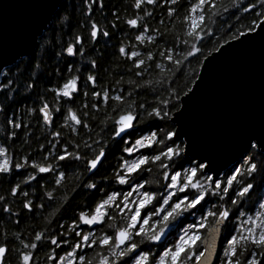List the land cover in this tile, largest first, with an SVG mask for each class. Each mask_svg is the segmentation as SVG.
Instances as JSON below:
<instances>
[{
	"label": "snow or ice",
	"instance_id": "6c2138e0",
	"mask_svg": "<svg viewBox=\"0 0 264 264\" xmlns=\"http://www.w3.org/2000/svg\"><path fill=\"white\" fill-rule=\"evenodd\" d=\"M177 3L178 0H134L131 8L141 11L143 17L137 16L127 19L124 23L128 28L139 33L135 35L134 39L136 42L143 44L146 39L144 34L149 32L150 27L147 23L141 25L139 21L144 17H151L153 13L142 7V5L160 7L161 9L166 8V15L171 18L177 11V8L173 7ZM82 4L85 17H91L93 6H98L103 11L102 0H82ZM233 8L235 12H254L255 14L247 24L242 28H236L235 31H233V26L229 25L226 30V34L230 33L229 38L224 39V36H220L213 44L211 51L205 55L203 51V48L206 47L204 41L211 40L218 31L212 27V23L219 19L222 14H227L230 9L223 7L218 10L216 0H196V3H192L188 7L187 15L184 16V20L188 22L185 31L186 39L180 41L187 48L186 55L183 60L174 58L173 48H166L160 55L175 65V75H179L183 71L185 61L191 62L189 58L196 59L198 67L188 74V80L182 88H173L172 83H169L165 89L168 92V98H159L160 106L151 107V111L148 113L150 117L180 127L171 130L163 129L158 132L149 131L139 136L132 146L123 149V152L131 155L138 148H151L154 144L164 145L163 149L155 155H138L135 159L124 160L119 163V168L123 171L114 176V182L120 186L126 185L128 190L123 194L115 190L106 193V198L97 202L90 213L86 214L81 210L78 214H75L66 226L71 234L76 237L74 241L70 242L69 231H64L59 239L56 234H48L43 237L54 246V249L60 248L62 245L68 247V251L63 255H48L47 259L52 264H74V262L75 264H85L86 250H91L96 246L101 249L98 264H216L217 261L218 264H242L239 256L245 252H248V255L243 264H264V198L258 199L260 211H257L254 216L241 220L239 228L233 225L234 231L225 239L219 255L217 254L222 226H226L233 215L243 216V213H239L238 209L233 211L226 206L227 202L230 201L233 206L242 203V198L246 197L255 187L252 183L245 182L239 185L237 189L234 186L237 175L246 174L248 177H252L258 168H264V160L256 161L255 155H252L250 159H244L253 149H259V153H264V130L247 135L240 152V157L245 165L244 169L242 170L234 165L226 174V180L223 181L216 178L220 173L218 168L214 166L213 158L210 155H201L192 151L191 137H188L187 141L181 139L183 135H187L181 129L187 118L188 103L197 95V90L205 82L207 67L228 49L244 45H264V0H248L246 6L243 3L237 5L233 0ZM113 15L115 16V13ZM236 23H239V18H237ZM88 24L90 27L88 36L91 41L98 42L101 35L109 38V31L99 28L97 22L89 19ZM45 27H47L46 24H41L36 29L29 51L25 53L29 56V60L18 74L20 77L26 78L25 89L33 92L40 82L51 78L49 73L41 70L39 64L33 67L34 62L38 59L35 50L37 48L44 50L49 43L43 37L42 29ZM111 27L115 29L117 25L112 23ZM151 31L153 35L148 36V40L156 38L157 30L151 29ZM37 37L40 38L39 41ZM160 39H164V37L161 35ZM221 40L223 43H220ZM81 43L82 38L77 35L74 37L73 42L61 45V51L51 53V55L65 60L63 68L59 70L63 71L66 68L69 78L62 85L49 88L47 91L51 92L55 99L64 98L62 101L64 104H71L74 95H79V75L72 73L77 53L84 55L83 47L76 48V45ZM225 45L228 48H225ZM118 54L132 62V67L128 71L132 72L134 69L136 77L143 78L145 71L150 68L145 59L141 58V53L137 51H127L121 45L118 48ZM200 57H203V59H200ZM146 59L153 62L156 69H161V64L155 62V57L151 51H148ZM3 66L4 62L0 61V67ZM88 67L91 74L85 77L84 86L86 89L91 86V110L98 111L100 105L107 104L109 99L124 101L125 96L123 94H115L110 97V89L108 88L96 90V60H90ZM75 72L79 73L80 69L75 68ZM129 83L133 82L129 81ZM117 84H119V81H117ZM137 86L140 87V85ZM83 95L85 97V102L81 105L83 119L71 107L67 108L64 116L65 125H68L71 121V134H75L78 127L83 129L90 127L88 123L90 119L89 104L87 102L89 92L85 91ZM37 96L39 97L38 93ZM30 98L31 94L25 97V100ZM5 99H8V97L5 96ZM11 103L13 102L10 101L5 107H10ZM15 103H19V101H15ZM138 107L145 110L144 103L138 104ZM59 111V108L55 109V112L58 113ZM113 111L115 112V109ZM33 112L37 113L33 118L38 123L42 120L45 125H49L54 120L53 111L50 110L46 101L42 100L38 108L27 109V113ZM136 119L137 116L132 110V105H128V110H122V114H119L109 127L102 129L100 135L103 136L105 132H108L113 140L119 138L120 141L128 144L129 141L126 139V135L134 127ZM6 124L13 129L26 127L15 115L12 119H8ZM50 135L56 142L50 143L48 151L44 153V160L47 161L51 158L53 163L47 166H37L35 161H30L25 156L21 157V162L15 163L14 167L17 171L27 166L33 168L39 174L53 173L57 189L61 186L62 180L67 178L69 170L81 169V175L77 176L81 183L77 185L72 197L65 203L64 206L66 207L67 203H70L71 199H74L81 189L85 191L92 190L93 194L99 190V186L93 178L98 174L106 159L107 148L104 140H94L89 143L81 138L74 143L69 141L60 144L61 133L59 131L51 132ZM14 136L15 131L8 133V138ZM104 139L106 140L107 137ZM43 147L41 145V148ZM148 161L152 163L159 162L160 168L164 170V178L169 181L162 186L164 189L163 195L157 196L156 191H141L146 182L142 177L139 181L132 177L133 173L143 172L142 165H145ZM60 162L64 163L61 164ZM11 172V159L6 155V149L0 146V174H11ZM197 173L200 174V179L193 182V176ZM36 178V175H29L22 183L27 184L36 180ZM19 188L20 184L12 186L10 189L11 194L13 196L22 195L25 198L22 202V208L31 211L33 202L28 199L29 193H18ZM230 190L233 193L232 195H230ZM134 192L136 196L133 197ZM118 196L122 197L119 201L117 200ZM129 197H133V199L129 201ZM48 198L51 201L52 196L49 194ZM211 198H215L217 202L213 203ZM3 200H5V197L0 196V201ZM153 200L156 201L155 204L152 203ZM209 204H211V207H207ZM113 205L118 209L117 214L125 213V209H127L125 226L116 229L115 225L109 223L108 227L114 229V234L105 231H100L97 234L95 231L96 226L103 228L106 221H112L113 216L109 215V210L113 208ZM43 206V204L35 205L37 208ZM197 206L200 207L199 215L196 214ZM142 209L146 210L143 215H141ZM0 212L13 214L8 203L0 205ZM187 216L192 217L191 222H188L186 227L181 226L179 230L173 233L171 241L165 240L172 224L177 220H186ZM60 227L63 229L65 225H60ZM84 227H87L88 231H83ZM42 235V233L37 232L35 241L31 245L21 240L22 248L36 249L38 246L36 241H41ZM134 237H139V242H136ZM141 244H151L156 246L157 250L153 252L151 247L145 250L141 247ZM10 251L7 240L0 242V264H8ZM32 256L33 252L31 251L16 250L18 264H32ZM89 264H91L90 261Z\"/></svg>",
	"mask_w": 264,
	"mask_h": 264
},
{
	"label": "trees",
	"instance_id": "16d2710c",
	"mask_svg": "<svg viewBox=\"0 0 264 264\" xmlns=\"http://www.w3.org/2000/svg\"><path fill=\"white\" fill-rule=\"evenodd\" d=\"M133 2L134 0H102L103 11L98 6H93L91 17H85L82 0H63L59 10L43 32V37L49 42L48 45L45 46L44 50H40L39 48L35 50V55L38 59L34 62L33 67L39 64L41 70L50 74V80L40 82L34 92L25 89L26 78L20 77L18 74L21 68L28 62L29 57L18 60L2 72L0 77V146L6 149V155L11 159L12 172L11 174H0V196L5 197V200L0 201V205L8 203L13 214L9 215L0 212V242L7 240L8 247L11 250L8 254V264H18L16 257L17 249L33 252L32 264H52L47 259L48 255L60 256L68 251L67 245L54 249V246L43 237L48 234H56L59 239L64 231H69L70 242L74 241L76 237L71 234V231L66 226L71 222L75 214H78L81 210L86 214L90 213L97 202L106 198V193H111L115 190L123 194L128 190L126 185L120 186L114 182V176L123 171L119 168V163L128 160V154L123 152V149L130 147L139 136L149 131L158 132L163 129H174L173 124L170 125L169 122L150 117L148 113L151 111V107L160 106L159 98H168V92L165 89L169 83H172L173 88H182L188 80V74L198 67L197 60L189 58L191 62L185 61L183 71L179 75H175V65L160 55L166 48H173L174 58L183 60L187 53V48L180 41L186 39L185 31L188 23L184 20V16L187 15L188 7L192 3H196V0H178V3L173 5V7L177 8V11L171 18L166 15V8L161 9L160 7L142 5V7L147 8L148 11L153 13L151 17H144L139 21L141 25L147 23L150 27L149 32L144 34L146 39L143 44L136 42L134 39L135 35L139 33L128 28L124 23L127 19L137 16L143 17L141 11L131 8ZM247 2L248 0H235L237 5L243 3L246 6ZM216 4L218 10L227 7L230 11L227 14H222L219 19H216L212 23V27L218 31L211 40L204 41L206 45L203 48L205 55L211 51L213 44L220 36H224V39L229 38L230 33L226 34L229 25H232L233 31H235L236 28H242L247 24L255 14L254 12H235L233 0H216ZM113 13H115V16ZM237 18H239V23H236ZM89 19L97 22L99 28L109 31V38L101 35L98 42L91 41L88 36L90 31ZM112 23L117 25L115 29L111 27ZM151 29L157 30L154 40L147 39L148 36L153 35ZM77 35L81 36L82 43L76 45V48H84V55H80L78 52L75 57L76 63L72 73L79 75V95H74V100L71 104H64L62 102L64 98L55 99L54 95L47 91L49 88L62 85L69 78L66 68L63 71L59 70L63 68L65 60L51 55V53L61 51V45L73 42L74 37ZM161 35L164 39H160ZM220 43H223V41L221 40ZM121 45L127 51L134 50L141 53V58H144L146 64L150 65V68L145 71L143 78L136 77L134 69L132 72L128 71L132 67V62L118 54V48ZM148 51L153 53L155 62L161 64L162 70L156 69L153 62L147 61ZM92 59H95L97 64L95 69L97 78L96 90L108 88L110 89V97L115 94H123L125 96L124 101L109 99L107 104L100 105L98 111L90 109L92 103L91 86L86 89L84 80L88 74H91L88 64ZM200 59H203V57H200ZM75 68H79L80 72L76 73ZM117 81H119V84H117ZM129 81L133 83H129ZM137 85H140V87ZM85 91L89 92L87 102L89 104L90 119L88 123L90 127L88 129L78 127L77 132L71 134V121H69L68 125H65L64 116L67 108L71 107L83 119L81 105L85 102L83 95ZM29 94H31V98L25 100V97H28ZM5 96L8 99H5ZM42 100L46 101L49 104L50 110L53 111L54 120L49 125H45L42 120L38 123L33 118L37 113H27V109L29 108H38ZM10 101L13 102L11 106L5 107ZM15 101H19V103H15ZM140 103L145 104V110H141L138 107ZM128 105H132V110L137 116L133 129L126 135L129 143L125 144L120 140H113L108 132H105L103 136L100 135L102 129L109 127L112 121L119 114H122V110H128ZM56 108L60 109L58 113L55 112ZM114 109L115 112L113 111ZM13 115L22 121L26 127L13 129L10 125H7L6 121L12 119ZM12 131H15V136L8 138V133ZM55 131L61 133L60 144L69 141L74 143L82 138L89 143H92L94 140H104L107 148L106 159L98 174L93 178L98 184L99 190L93 194L92 190L85 191L81 189L80 193L74 199H71V202L67 203L66 207L64 206L65 203L72 197L77 185L81 183V180L77 179V176L81 175V169L69 170L67 178L62 180L61 186L57 189L53 173L39 174L33 168L27 166L17 171L14 167L15 163L21 162V157L25 156L30 161H35L37 166H47L53 163L51 158L47 161L44 160V153L48 151L51 142H56L50 135L51 132ZM105 137H107L106 140L104 139ZM41 145L44 147L41 148ZM163 147V144H154L151 148H141L138 154L146 156L155 155ZM252 155H255L256 161L264 160V153H259L256 149H253L244 159H250ZM60 163L63 164L64 162ZM236 166L243 170L245 167L243 160L241 159ZM142 168L144 169L143 172L132 174V177H135L137 181L142 177L146 182L144 188L141 190L156 191L157 196L163 195L164 189L162 186L166 185L169 181L164 178V170L160 168L159 162L152 163L148 161L145 165H142ZM232 168L233 166L220 176L222 177V181L226 180V174ZM29 175H36V180L30 181L27 184L22 183ZM193 178V182L199 180L200 174H195ZM245 182L252 183L255 186L254 190L242 198V203L233 206L228 201L226 206L230 207L233 211L238 209L239 213H252L258 205V199L264 195V168H258L252 177H248L246 174H238L234 181V186L238 189V186ZM16 184H20L18 193H29L28 199L33 202L31 211L22 208V202L25 199L22 195L13 196L11 194L10 189ZM49 194L52 196L51 201L48 198ZM232 194L230 190V195ZM117 198H121V196ZM211 199L213 203L217 202L215 198ZM152 203L155 204L156 201L153 200ZM37 204H43L44 206L37 208L35 207ZM207 207H211V204L207 205ZM62 208L63 210L61 211ZM199 213L200 207L197 206L196 214L199 215ZM109 215L113 216L112 221H106L103 228L96 226L95 231L97 234L100 231L114 234V229L108 227L109 223L115 225L116 229L125 226L126 222L123 221V216L117 214L115 205L109 210ZM237 217L238 214L231 216L227 225L224 226L220 240L221 248L224 245L225 239L230 235L229 226H233L230 224L232 223L231 221H234ZM191 220H181L179 229L181 226L184 227L185 224L191 222ZM60 225H65V227L62 229ZM83 231H88V228L84 227ZM37 232L43 234L41 241H36L37 248L31 249L29 247V249H23L20 241L23 240L24 243L31 245L35 241ZM173 233L175 232L171 233L167 241H171L169 240L170 238L173 239ZM134 240L139 242L140 238L134 237ZM141 247L145 248V250L148 247H151L152 250L156 248L151 244H141ZM86 251L87 258L85 264H89V261L91 264H98V256L101 254V249L96 246ZM153 252H155V249ZM247 255L248 252H245L239 256L242 264ZM216 264H218V261Z\"/></svg>",
	"mask_w": 264,
	"mask_h": 264
},
{
	"label": "water",
	"instance_id": "95a60500",
	"mask_svg": "<svg viewBox=\"0 0 264 264\" xmlns=\"http://www.w3.org/2000/svg\"><path fill=\"white\" fill-rule=\"evenodd\" d=\"M62 1L0 0V61L4 62L0 77L6 68L29 57L25 53L29 51L36 29L41 24L49 26ZM206 71L205 82L188 103L187 118L181 129L187 135L181 139L187 141L191 137L192 151L210 155L220 173L216 178H220L240 162L247 135L264 130V45L228 49ZM173 126L174 129L180 127ZM176 226L172 224L165 240Z\"/></svg>",
	"mask_w": 264,
	"mask_h": 264
},
{
	"label": "rangeland",
	"instance_id": "374dc122",
	"mask_svg": "<svg viewBox=\"0 0 264 264\" xmlns=\"http://www.w3.org/2000/svg\"><path fill=\"white\" fill-rule=\"evenodd\" d=\"M135 142V141H134ZM134 142L131 144V146L134 144ZM141 148H138L137 149V151H135L134 153H132L131 155H129L128 154V160H132V159H135L139 154V150H140ZM195 176V175H194ZM193 176V177H194ZM220 179H222V177H220ZM193 180H194V178H193ZM196 182V181H195ZM203 182V181H202ZM142 191V190H141ZM134 196H136V193L134 192L133 193V197ZM133 197H129V201H131L132 199H133ZM122 198V197H121ZM121 198H117L118 200H120ZM262 198H264V195H263V197ZM110 203H112V202H110ZM121 206H123V205H121ZM134 206V205H133ZM149 207H151V205H149ZM145 211L146 210H143L142 209V212H141V215H143V214H145ZM257 211H260V209H259V205H257V207L255 208V210L252 212V213H246V212H240V213H243V216H239L238 215V217H237V219H235L234 221H231L232 223H230V224H232V225H235L237 228H239V226H240V221L241 220H244V219H247L249 216H254L255 215V213L257 212ZM127 212V209H125V213ZM117 213H118V209H117ZM125 213H119L118 215H121V216H123V221H125L126 222V218H125ZM187 215V214H186ZM192 219V217L191 216H187V219L186 220H191ZM180 221L181 220H177L175 223H176V229L173 231V232H176V230H178L179 229V223H180ZM187 226V224H185V226L184 227H186ZM229 229H230V235L232 234V232L234 231V229H233V226H229ZM229 235V236H230ZM168 240V239H167ZM169 240H172V238H170ZM156 247V246H155ZM155 249V251L157 250V247L156 248H154ZM154 249H153V251H154ZM220 250H221V247L219 248V252H220Z\"/></svg>",
	"mask_w": 264,
	"mask_h": 264
}]
</instances>
